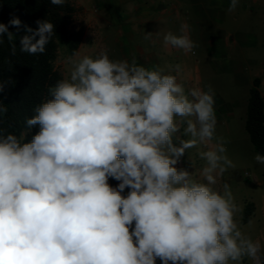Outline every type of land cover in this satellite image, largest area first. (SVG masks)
I'll use <instances>...</instances> for the list:
<instances>
[{
    "label": "clouds",
    "instance_id": "9594fccd",
    "mask_svg": "<svg viewBox=\"0 0 264 264\" xmlns=\"http://www.w3.org/2000/svg\"><path fill=\"white\" fill-rule=\"evenodd\" d=\"M35 23H0V45L6 38L16 55L9 29L23 27L20 52L43 54L55 26ZM180 33H166L165 46L191 52L186 24ZM65 63L70 72L48 88L24 130L0 128V264H264L260 241L236 221L230 186L214 187L235 165L216 136L211 86L186 91L163 68L112 59L106 49L95 58L74 52ZM7 112L0 100V117ZM200 146L196 179L177 165ZM254 159L264 164V155Z\"/></svg>",
    "mask_w": 264,
    "mask_h": 264
},
{
    "label": "rangeland",
    "instance_id": "374dc122",
    "mask_svg": "<svg viewBox=\"0 0 264 264\" xmlns=\"http://www.w3.org/2000/svg\"><path fill=\"white\" fill-rule=\"evenodd\" d=\"M66 1L75 9L70 30L75 31L80 28L83 30L81 44L77 50L80 56L87 55L95 58L101 50L106 49L112 59H127L130 62L135 58L139 65H143L140 64L142 59L130 50L140 45L146 51H154V57L159 63L158 67L175 75L177 82L181 83L186 91L191 87H199L207 91L208 86H211L215 94L216 136L222 137L226 142V155L235 165L218 179L214 187L222 190L223 184L230 186L235 202L241 208V212L236 215V221L241 230L253 241H260L261 254H264L263 164L255 161L256 154L244 130L248 91L254 78H259V91L264 98V0H256V2L239 0L233 11L228 10L231 0H215V4H210L211 0H201L205 9L224 12L223 21L215 19L209 22L203 30L200 29L205 42L212 44L222 39L227 40L229 46L203 47L201 40L194 39L193 18H184L174 24L176 27L171 32L179 34L181 24L185 23L188 26L192 41L196 45L188 53L180 49L179 51H161L160 40L145 39L138 35L127 38L125 34L118 33L119 36L114 38L111 31L113 25L107 20L108 15L101 10L100 5L95 4L96 0ZM214 6L217 8L214 9ZM112 14L117 22L121 21L123 24L127 23L126 17H134L129 5L119 10L113 9ZM105 20L108 22L107 26ZM125 27L126 25L122 28L124 32L127 30ZM104 28H106V34H104ZM164 32L162 28H159V33ZM233 43L237 45L233 47ZM67 57L69 56L64 46H59L54 69L62 78L71 70V65L65 63ZM209 63L212 64L213 69ZM176 65L180 66L178 72ZM215 65L220 70L215 68ZM238 66L242 68L238 74L229 70V68ZM198 78L201 80L199 81ZM202 150H205L202 146L188 150L177 167L193 171L194 178L199 179V171L205 163L199 157V152ZM250 203L254 206L249 220L251 224L249 221L241 222L244 217L243 212ZM159 264H161L160 260ZM243 264H252V262L245 258Z\"/></svg>",
    "mask_w": 264,
    "mask_h": 264
},
{
    "label": "trees",
    "instance_id": "16d2710c",
    "mask_svg": "<svg viewBox=\"0 0 264 264\" xmlns=\"http://www.w3.org/2000/svg\"><path fill=\"white\" fill-rule=\"evenodd\" d=\"M74 7L65 0L62 6L52 5L50 0H0V23L7 24L13 17H18L22 25L35 29L36 20H49L55 26V35L46 46L43 54L29 55L19 50V38L27 34L24 28L17 32L15 28L9 30L16 33V55H11L7 39L0 45V80L6 81L0 100L7 106L8 112L0 117V128L19 135L25 128V118L33 115V109L48 97V88L53 86L61 75L54 69V61L59 46H64L68 56L77 52L83 34V30H70L74 15ZM259 78L251 81L248 91L244 130L252 145L255 154L264 155V98L259 91ZM34 127L27 137L38 131ZM264 180V164L262 170ZM112 186L119 182L109 179ZM129 189H125V195ZM254 206L247 204L241 222L250 220ZM264 255V254H262ZM156 264H159L157 259Z\"/></svg>",
    "mask_w": 264,
    "mask_h": 264
},
{
    "label": "crops",
    "instance_id": "0c3cea01",
    "mask_svg": "<svg viewBox=\"0 0 264 264\" xmlns=\"http://www.w3.org/2000/svg\"><path fill=\"white\" fill-rule=\"evenodd\" d=\"M253 1L256 2V0ZM215 3H216L215 0L210 1V4H215ZM95 4L100 5L101 10L105 12L106 15H108L107 20L110 21V23L113 25V29L111 31L113 33L114 38L115 36L118 35V33L120 35L125 34L127 38L132 36L134 37V35H138L139 37H145L147 32L149 31L150 33H152L151 40H155V39L160 40V44L162 45L161 51L164 50L179 51V49L173 48L171 46H165L162 38L166 33L171 32L176 27V26L174 27V24H176L180 20H183L184 18L192 17L194 23L193 26L194 39L196 41L198 39L201 40L202 42L201 45L203 47L206 48L207 46V48H209L210 46H212L216 48L221 45L224 47L229 46L228 41L222 39L220 41L212 42V44L211 43L208 44L205 42L200 29L203 30L204 27L207 24H209V22L214 21L215 19H218L219 21H223L224 12L205 9L204 4L201 2V0H96ZM128 5L129 8L132 9V13H134V17H132L133 20L132 18L126 17L127 18L126 24L121 23V21L117 22L116 19L113 18V14H112L113 9L119 10L123 7L124 8L127 7ZM219 7L220 9L222 8L220 6V3H219ZM216 8L217 6H214V9ZM107 20H105L106 26L108 24ZM125 25H126L125 28L127 29L126 32L122 30V28ZM159 28H162L165 32L163 34L159 33ZM105 29L106 28H104V31ZM104 34H106V31L104 32ZM180 34H181L180 32L179 34L176 33V35H180ZM188 34L190 35L189 30H188ZM232 45L233 47H235L237 44L233 43ZM130 50H133L134 55L142 59L140 64H143L144 67L152 69L154 67L159 66V63L156 61L154 57L155 56L154 51L152 50L146 51L140 45L133 47ZM234 59L236 60V58ZM209 66H211V69H213L212 64L210 65L209 63ZM215 68L218 67L215 65ZM229 70L234 72V74H238L239 72L242 71V68L240 69V66H238L235 68L233 67L229 68ZM198 80L200 81L201 79L198 78ZM245 82L247 83L248 81Z\"/></svg>",
    "mask_w": 264,
    "mask_h": 264
}]
</instances>
